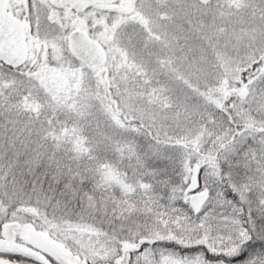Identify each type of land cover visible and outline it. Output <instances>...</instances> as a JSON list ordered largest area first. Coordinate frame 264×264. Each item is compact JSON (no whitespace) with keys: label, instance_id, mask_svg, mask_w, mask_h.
<instances>
[{"label":"snow or ice","instance_id":"snow-or-ice-1","mask_svg":"<svg viewBox=\"0 0 264 264\" xmlns=\"http://www.w3.org/2000/svg\"><path fill=\"white\" fill-rule=\"evenodd\" d=\"M0 264H264V0H0Z\"/></svg>","mask_w":264,"mask_h":264}]
</instances>
